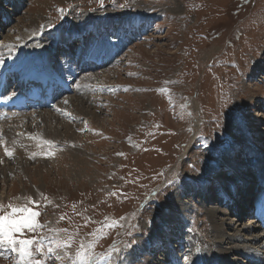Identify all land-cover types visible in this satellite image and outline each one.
Here are the masks:
<instances>
[{
	"label": "rangeland",
	"instance_id": "1",
	"mask_svg": "<svg viewBox=\"0 0 264 264\" xmlns=\"http://www.w3.org/2000/svg\"><path fill=\"white\" fill-rule=\"evenodd\" d=\"M20 11L15 17L20 20L10 26L13 31L7 27L1 36L16 40L17 30L26 31L36 20L38 30L57 31L64 41L97 20L107 32L101 31L105 46L120 49L117 53L114 48L101 71L86 74V79H95L92 84L98 87H90L98 92H88L83 78L76 83L69 99L84 95L68 106L65 118L72 126L76 110L83 109L80 103L87 111L75 119L74 133L49 134V144L69 140L66 143L75 142L85 156L72 160L75 154L63 148L66 143L56 150L54 145L51 149L29 142L18 150L20 161L11 171L0 169V215L11 210L9 204H27L39 211L37 220L44 227L24 229L18 238L35 240L49 232L53 236L52 229L60 239L71 237L69 255L47 264H92L115 253L122 264H132L133 257V264H156L144 255L146 245L158 227L174 221L172 230L191 242L197 237L198 246L207 252L210 248L209 260H217L206 209L218 206L219 198L212 186L204 195L198 181L224 161L227 168L213 170L220 181H230L231 164L240 171L264 159V0H24ZM135 21L137 26L124 27V22ZM90 34L83 33L84 42L78 36L73 39V59L88 42L98 43L100 35ZM65 52L61 48L55 56L69 62ZM69 75L73 89L77 73ZM41 127L35 126V132H42ZM1 132L5 134V124ZM12 153L16 156V150ZM209 195L216 200L205 202ZM16 197L22 199L16 202ZM184 202L186 216L181 213L184 218L175 221L177 206ZM229 210L228 221L234 225L236 215ZM186 218L192 224L183 226ZM181 233L176 235L179 240ZM78 250L87 251L84 260L76 256ZM248 261L254 264L250 259L243 264ZM0 264L8 263L0 259Z\"/></svg>",
	"mask_w": 264,
	"mask_h": 264
},
{
	"label": "bare ground",
	"instance_id": "2",
	"mask_svg": "<svg viewBox=\"0 0 264 264\" xmlns=\"http://www.w3.org/2000/svg\"><path fill=\"white\" fill-rule=\"evenodd\" d=\"M23 1L24 0H3V1L0 0V31L3 32L8 31L6 30V28L10 27L14 22V20L17 21L20 20L19 18L15 19V17L16 15L20 14L19 12H21L20 9L23 5ZM6 2H10L11 4L7 6ZM6 10H8V13L5 12ZM1 15L3 18H1ZM86 21L88 20L86 19ZM135 22L136 23L124 22V25H128L129 27H133L135 25L137 26L138 21ZM104 24L112 26V24L110 22H107L106 20H104ZM15 27L17 28V26ZM103 27H104L103 23H99L97 22V20L88 21V23H85L84 30H82L80 33H78L77 31L74 34L69 35L68 38H66L64 41L59 40L60 35H58L57 31L56 32L54 31L53 33H48L38 30L36 20H34L32 24H30L26 28V31L17 30L19 31L20 36L16 40L12 39L10 35L1 36L2 34L0 32V78L6 76L8 80L11 77V75L14 73L16 74L19 73L25 76L27 74H32L36 77L46 76L49 79V81L55 83V87H59L60 89V86L58 85V81L61 80L62 82L67 84L70 90L72 91L76 90L75 85L82 78L84 79V82L87 83V85L93 83L95 79H86L84 76L77 81V76H76V78L74 79V87L73 89H71L72 79L70 81L71 76L69 75V73L76 74L77 72L81 71L82 70L81 67L86 66L85 64L87 62H89L88 65H90V67H86V68L93 69L97 65L100 67L102 63L105 61V58L111 59L115 49L112 46L111 48L106 47L104 38L98 41V43H95L96 45L94 48H90L89 44H87L84 50H80L77 54V59L75 60L76 65L73 68H70L69 62L62 58H60V60L57 59L63 63L60 68H57L56 65L53 66L55 62L54 60L56 59L54 58V56H55V52L57 50L59 51L64 44L66 46L70 44V42L72 41L71 39L73 37L79 36V34H82L84 32H88L90 34L91 32L95 31L96 33H98L99 29ZM10 30L13 31L12 27H10ZM45 39L47 41L43 42L45 41ZM85 39L86 38L84 36L82 41H85ZM6 40H11L10 42L11 44L8 46L4 45V42ZM91 44L94 45V43L92 42ZM114 45L119 49L118 45L116 44ZM85 50L86 52L83 53V51ZM68 57L66 56V59H68ZM64 67H66L67 69H64ZM16 94L21 96H26L20 89H15L14 95ZM63 95L64 93L60 95V98ZM82 95H79L80 98L78 100H74L73 98L69 99V97L66 99L63 98L61 106L60 105L58 106L56 104L53 106V109L51 110H49V108H43L44 110H31L28 113L15 116L8 121L0 122V134H3L1 132V129L4 127L5 124V134H3L5 136L4 137L1 136L2 139H0V166H1L0 169L11 171L12 170L11 168H13V166L18 161H20L19 159L20 155L17 153L18 150L23 151L25 145L28 144L29 142H31L32 144L37 143V145L41 146V143L44 140L46 142H49L50 139L49 134L51 133L53 137L54 135L68 136L70 134H73L74 133L73 123L74 121L77 122V120H75L77 119V117L78 120L79 118L83 117L84 113L87 111L86 104L80 103L82 104L83 109L76 110L78 112V116L76 113H75L76 115L73 116L74 121L72 122V126L69 125L70 121L69 120L67 121L65 118L69 116L68 114L69 112L65 113V111L69 110L68 109L69 105L75 104V102L82 101ZM65 101H67V103H65ZM62 105H66L67 107L63 108ZM52 122L58 124H56L55 127H50L51 126L50 123ZM35 126L38 128L39 126H42L41 128L43 131L40 133L35 132L38 130V128L36 129ZM54 128L56 129V131L54 130ZM75 128H77L76 125ZM248 140L254 142L253 139L249 138ZM63 141L61 143L56 141L53 144H49V143H45V144H48L50 148L52 147V145L56 144V146H54L53 148L57 149V146L60 147L69 140H63ZM245 142L247 141H244V143ZM5 143H7L8 148L11 149L12 152L16 150V156L12 155V157H10L12 159L11 163H8V159H3L1 155V152H5L4 151V149L6 148ZM66 144H68V146H63V148L75 154L72 160H74V158H80L82 156H85L84 152H82L81 150V147L75 146V142H73V144L72 143H66ZM245 145L247 146V144ZM29 153L32 152L30 151ZM262 160L263 161H258V163L254 165L255 167L262 168V170L261 169L259 170L260 171L259 174L255 177H253L252 174L251 175L249 174V170H250L249 168L251 167L250 165L243 167V169L240 171L235 167L236 165L231 164L230 166V168L232 169L231 171L232 175L230 176L231 177L230 181H226V184L231 182L229 183L231 187L228 189H224L221 192V195L227 197V194H229L230 196L227 200L234 201V211L236 215L235 216L236 219H233L235 220L234 225L231 224L232 221L231 222L228 221L229 219H228L227 211L228 209L231 210V208L227 207L228 205L227 203H229L228 201H226L227 203L223 205L226 207L227 211L222 210L223 208H221L222 206L220 207L219 204L218 206L212 208L207 206L208 208L206 209V212L210 216V220H211V230H212L211 233L213 237V244L218 252V255H216L217 260L215 258L216 261L209 260L210 248L208 249L207 252L206 249L200 246V244L199 246L196 244L197 237H195L191 242L192 238L191 239L187 238L188 236L183 235V233H181L180 240L177 236H175L174 233L173 235L176 238L173 235H171L170 234L172 231L171 226H173V228L176 227V223L174 221H171L169 224L166 223L165 226L161 225L160 227H158V231L154 233L152 237L153 240L151 246L154 248L155 244H161V243L163 244L165 242V239H167V237L171 235V239H172L171 247L174 248L172 255L170 254L169 251H167L164 254H162V257L159 256L160 258H155L154 262H156V264H243V261L250 259L251 261H253L254 264H264V237H263L264 235H261L258 232L259 225L255 220L250 218L248 219V222H243V223L240 222L245 217L244 212L249 211L250 197L253 196L252 192L254 191V188L250 189L252 183L254 185H259L261 186V188L264 189V159ZM225 164L226 163L224 161L217 168H213L212 171L208 173L206 178L203 179V181L201 180L198 181L200 183V186L199 184L195 183L194 188L196 189L198 185L200 190H203L204 195H206L205 190L207 189L208 186L211 187L212 181L214 179L220 181V179L218 178L219 174L217 175L216 172H214L213 170H218L219 172H221ZM227 165L229 164L227 163ZM227 165L225 166V168L227 167ZM233 180L235 183L232 182ZM220 183L223 185V181H220ZM235 185L236 186L242 185V187L239 189L241 195L237 196L238 194L237 190L233 192L232 187H234ZM34 189L36 192L38 191L36 189V186H34ZM185 191H189V189L187 190L185 189ZM256 194H258V191H256ZM240 196H242V199L245 196V199L238 200ZM0 199H2L1 196ZM205 202L212 203L213 197H210L209 201H207L206 199ZM258 203L262 205L261 201H259ZM186 205L187 203L185 202L179 203V205L177 206L178 208L177 212L179 213L176 216H173V219L175 218V221H179L181 218H184L183 215L186 216L185 213H187L188 211L187 208H185ZM254 208L255 206L253 207V209ZM181 213H183V215H181ZM161 219L164 221H170L169 218H161ZM186 220L187 222L185 224H182L183 226L187 225L190 222L189 218H186ZM183 241L186 245L184 246L182 244L179 246V244L183 243ZM176 242L177 244L176 246H174V243ZM178 242L181 243L178 244ZM151 246L150 248L152 249ZM160 248H163V246L161 245ZM160 248L155 250L154 254L156 253L159 255L158 252L160 251ZM145 254L146 253H144V255ZM186 254H188V256ZM135 255L137 256V254ZM115 259L117 258L115 257ZM130 260H132L131 262L132 264L135 261L134 257L133 259L131 258ZM122 263H123V259L122 261L119 262L113 261L112 264H122ZM249 263L250 261H248V264Z\"/></svg>",
	"mask_w": 264,
	"mask_h": 264
},
{
	"label": "snow or ice",
	"instance_id": "3",
	"mask_svg": "<svg viewBox=\"0 0 264 264\" xmlns=\"http://www.w3.org/2000/svg\"><path fill=\"white\" fill-rule=\"evenodd\" d=\"M65 103H67V101H65ZM0 139H2V137H0ZM4 151L8 157H12V151H9L7 148H5ZM2 208L3 206L0 205V210H2ZM8 208L11 210L0 215V247L11 248V250L18 253L22 259H28L30 264H47L45 260L36 258L37 253L41 256L45 255V244L43 243V239L33 240L29 238H18L17 236V234L21 233L24 229L35 231L37 227H42L37 220V217L40 216L39 211L33 210V208L27 207L26 205L13 206L9 204ZM61 219H63V217H61ZM51 231L53 232V237L48 243L46 251L47 253H55L56 260H63L65 256L69 255L68 249L72 246L71 237L67 240H63L59 238L57 230L52 229ZM80 248H84L83 244H81ZM86 255V250L84 252L79 250L76 252V256L80 260H84ZM85 264H87L86 261Z\"/></svg>",
	"mask_w": 264,
	"mask_h": 264
}]
</instances>
